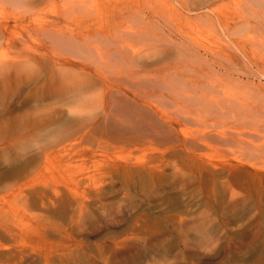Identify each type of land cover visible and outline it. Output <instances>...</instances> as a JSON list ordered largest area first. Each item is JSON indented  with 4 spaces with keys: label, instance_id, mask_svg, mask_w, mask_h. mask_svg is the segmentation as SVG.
Listing matches in <instances>:
<instances>
[{
    "label": "bare ground",
    "instance_id": "obj_1",
    "mask_svg": "<svg viewBox=\"0 0 264 264\" xmlns=\"http://www.w3.org/2000/svg\"><path fill=\"white\" fill-rule=\"evenodd\" d=\"M8 96L26 104L8 109L0 130L23 131L2 146L38 143L50 159L68 141L114 132L204 164L222 151L223 166L261 183L264 0H0Z\"/></svg>",
    "mask_w": 264,
    "mask_h": 264
},
{
    "label": "rangeland",
    "instance_id": "obj_2",
    "mask_svg": "<svg viewBox=\"0 0 264 264\" xmlns=\"http://www.w3.org/2000/svg\"><path fill=\"white\" fill-rule=\"evenodd\" d=\"M25 104L0 100V120ZM94 136L50 159L38 143L0 145V264H264V179L223 166L222 151L214 166L172 143Z\"/></svg>",
    "mask_w": 264,
    "mask_h": 264
}]
</instances>
